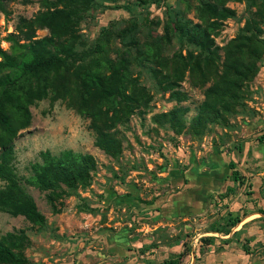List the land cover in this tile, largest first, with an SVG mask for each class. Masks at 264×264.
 Returning <instances> with one entry per match:
<instances>
[{"label":"rangeland","instance_id":"1","mask_svg":"<svg viewBox=\"0 0 264 264\" xmlns=\"http://www.w3.org/2000/svg\"><path fill=\"white\" fill-rule=\"evenodd\" d=\"M2 3L0 49L10 54L14 45L9 36L17 34L18 19L38 14L40 0ZM203 3L226 7L234 16L203 21ZM106 4L109 9L90 12L81 20L80 33L87 42L94 41L103 29L117 32L133 21L148 31L147 37L160 35L169 16L183 14L202 28L213 21L218 23L208 26L218 66L224 62L226 47L258 7L264 16V0H146L143 4L118 0ZM157 21L159 27H151ZM260 28L264 38V26ZM47 34L45 29L36 30L37 38ZM138 37L147 39L141 34ZM114 43L123 48L117 37ZM186 50L190 47L175 40L168 48V52L183 56ZM182 73L183 80L163 92L147 66L135 68L132 78L144 91L145 100H139L135 108L128 101L121 105V118L109 130L121 143L116 158L95 146L93 124L104 128L100 120L72 106L73 76L63 81L65 93L56 97L50 89L45 98L34 100L29 106L30 125L13 142L11 164L46 223L33 224L0 207V243L8 233L24 231L27 244L22 255L29 264H157L178 256L180 264H223L227 257L241 261L243 258L236 254H243L244 249L249 256L243 260L264 264V142L257 140L264 135V55L248 84L245 111L239 110L226 125H209L207 133L199 137L190 132L189 125L211 83L200 84L188 69ZM177 91L186 96L184 100L172 98ZM174 108L184 111L180 133L157 121L158 115ZM67 151L90 155L95 168L89 184L78 185L75 194L59 200L56 205L60 212L55 213L46 199L49 191L32 183L33 167L42 164L45 155L59 158ZM230 163L240 173L234 183ZM197 168L205 175L195 171ZM189 170L195 171L191 176L197 183H191ZM209 180L214 183L209 184ZM5 186L0 180V190ZM205 193L206 199L199 202ZM182 208L192 214H178ZM253 237L258 241L250 243ZM227 238L230 243L225 245L223 239Z\"/></svg>","mask_w":264,"mask_h":264},{"label":"trees","instance_id":"2","mask_svg":"<svg viewBox=\"0 0 264 264\" xmlns=\"http://www.w3.org/2000/svg\"><path fill=\"white\" fill-rule=\"evenodd\" d=\"M2 1L0 10H4ZM116 1L40 0L38 14L29 19H18L17 34L9 36L14 45L12 52L7 54L0 49V180L6 182L5 188L0 190V207L14 216L21 215L39 226L46 223L45 216L14 172L11 164L13 142L18 133L30 125L29 106L33 101L45 98L50 89L56 97L61 92L65 93L61 87L68 76H73L74 83L72 106L83 115L98 118L104 125L103 128L93 124L95 146L113 158L120 154L121 143L109 130L121 118V105L128 101L135 108L139 100H145L144 91L132 78V72L139 65L147 66L154 73L163 92L171 91L183 80V69H188L200 84L211 83L204 90L205 100L189 125L194 136L207 133L209 125H226L230 117L239 114V110L245 111L250 94L248 84L256 75L258 63L264 55V38L260 28L261 24L264 26V16L260 7L226 47L224 62L218 66L215 52L211 50L214 44L208 27H216L218 23L213 21L202 28L182 17L183 14L169 16L162 23L160 35L147 37L150 36L148 31H142L133 21L129 27L117 32L111 28L103 29L94 41L87 42L80 33L81 20L90 12L109 9L106 2ZM201 7L203 15L200 18L203 21L225 20L234 16L232 10L223 6L203 3ZM159 25L157 21L151 27ZM38 29H45L48 34L37 38ZM138 34L147 39L141 41ZM115 37L122 41L123 48L114 43ZM174 40L179 45L190 47L185 56L168 52ZM165 53H171V56H165ZM172 96L177 101L186 97L178 91ZM183 112L181 108H174L158 115L157 121L168 123L176 133H180L184 126ZM257 140L263 143L264 135ZM94 168L95 162L90 155L70 151L62 153L59 158L45 155L43 163L33 167L32 183L41 190L49 191L47 202L53 212L59 213L56 203L75 194L78 185L86 187ZM229 168L233 180L238 181L240 175L234 164L230 163ZM236 222V219L233 220L232 225ZM26 242L27 236L22 230L2 238L0 264H29L22 255ZM244 251L247 254L248 250ZM180 261L178 256L176 260L157 264H180Z\"/></svg>","mask_w":264,"mask_h":264},{"label":"crops","instance_id":"3","mask_svg":"<svg viewBox=\"0 0 264 264\" xmlns=\"http://www.w3.org/2000/svg\"><path fill=\"white\" fill-rule=\"evenodd\" d=\"M199 170V168H197L195 171H198ZM214 170V169H213ZM236 170V169H235ZM194 170L192 171L191 170V172H190V170H189V172H188V178H190V181H191V183H197V182H195L194 181V179H193V177L191 176V174H193V172H195ZM200 172H201V174H203L202 173V171L201 170H199ZM237 171V170H236ZM240 174V173H239ZM203 175H205V174H203ZM206 181H208V180H205V181H203L202 183L204 184V182H206ZM211 182H212V184L214 183V181L213 180H209V184H211ZM224 182V181H223ZM229 182V184H230V180L228 181H226V184ZM231 182H235L234 180H232ZM188 183H190L189 181H188ZM189 185V184H188ZM187 185V186H188ZM211 186V185H210ZM228 186V185H227ZM190 190V189H189ZM189 190H184V192L183 193H187ZM204 191V190H203ZM202 191V193H204ZM196 194H198V193H196ZM206 194L207 193H205L204 194V197L205 198H199L198 199V201L199 202H202L203 200H205L206 199ZM180 195V194H179ZM181 197L183 196V195H180ZM202 195H199V197H201ZM178 198H179V196H177ZM175 202H176V200H175ZM174 205H176L175 203H174ZM177 213L178 214H180V215H184V214H186V215H190V214H192V212L191 211H189V210H186V209H180V210H178L177 211ZM240 223V222H239ZM238 225V224H237ZM252 227H250V230H252L251 229ZM255 228V227H254ZM252 232V231H251ZM253 235V233H251V236ZM253 236H255V235H253ZM255 237H253V240L250 242V243H255L256 241H258V239L257 238H255ZM223 240H225L224 241V244L225 245H227V244H229L230 242H229V239L227 238V239H223ZM226 240H228V241H226ZM225 253V252H224ZM224 253H222V254H224ZM243 253V252H242ZM237 256H239V257H241V258H247L249 255L248 254H246L245 252L243 253V254H236ZM241 260V261H243V262H241V261H236V257L233 259L232 257H227L226 259H225V261H224V263L223 264H254V262L255 261H252L251 259H245V260Z\"/></svg>","mask_w":264,"mask_h":264}]
</instances>
